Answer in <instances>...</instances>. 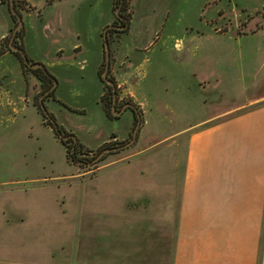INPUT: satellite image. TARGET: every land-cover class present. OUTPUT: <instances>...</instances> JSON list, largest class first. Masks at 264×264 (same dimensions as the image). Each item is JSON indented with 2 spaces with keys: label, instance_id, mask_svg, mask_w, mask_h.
I'll use <instances>...</instances> for the list:
<instances>
[{
  "label": "rangeland",
  "instance_id": "374dc122",
  "mask_svg": "<svg viewBox=\"0 0 264 264\" xmlns=\"http://www.w3.org/2000/svg\"><path fill=\"white\" fill-rule=\"evenodd\" d=\"M77 2L89 64L56 73L59 99L49 108L91 158L109 136L111 145L130 141L136 121L129 112L115 120L101 112L108 90L101 81L103 31L116 20L120 0ZM126 2L130 27L110 35L111 75L120 103L135 104L142 125L136 144L92 167L69 163L43 125L32 138L21 136L22 119L14 121L10 106L21 109V97L31 94L38 103L40 88L31 86V72L25 85L9 41L0 45V96L8 98L0 111V191L14 190L16 224L0 229V249H10L18 264H174L178 215L170 201L178 184L171 181L182 180L194 196L183 226L197 244L212 233L205 214L211 198L264 193V123L254 115L264 112V0ZM251 207L244 204L242 213ZM22 216L27 225L20 227ZM262 217L255 218L260 225Z\"/></svg>",
  "mask_w": 264,
  "mask_h": 264
},
{
  "label": "crops",
  "instance_id": "0c3cea01",
  "mask_svg": "<svg viewBox=\"0 0 264 264\" xmlns=\"http://www.w3.org/2000/svg\"><path fill=\"white\" fill-rule=\"evenodd\" d=\"M19 1L26 2L35 9H37V3L35 2H44L41 18H33L32 14L25 16L26 28L24 30L23 42L28 54L34 61L45 64L53 74H56L65 67L70 70H77L78 65L81 66L82 62L85 63V67L89 64V61L85 57L88 54L87 46L85 47L82 39L84 32L78 26L79 18L77 16V10L79 2L77 0H55L50 1L51 3L48 5L47 0ZM82 3L83 0H80V4ZM96 4L98 5L100 3L96 1ZM85 20L88 22L91 20L89 14ZM13 28L14 20L8 7L0 6V44L10 34ZM84 66H81V69ZM99 68L100 60L97 58L92 76L96 81H98ZM7 99V97L0 96V111L6 107L5 103H8ZM33 99L34 95L32 94L29 97L28 95L21 97L22 101L25 100L21 109L10 106V109L14 112V121L16 118L22 119L18 124L19 127H17L21 131V136L26 134L28 138H32L33 133L35 134L36 132L34 130H36V127L38 128V125H43L48 129L49 133H53V130L49 126L44 125L42 115L33 104ZM256 101L254 100L253 102ZM50 110L57 115L56 111L53 109ZM101 112L107 120L102 106ZM254 115H258V121L264 123L259 119V117L264 118V112H257ZM3 116L2 112H0V122L4 119L5 116ZM111 135H115V138L112 139L113 141H117L120 137L116 132L111 133ZM110 137L103 139L94 149H98L110 142ZM17 139L14 140V143L18 142ZM17 148V146H14V150ZM154 178V182L157 183V178ZM130 181L128 179L127 182L129 183ZM182 182V180L171 181V183L178 184V189L171 191L170 201L171 204H174L173 201L175 202L176 200L178 215L174 245V264H264V193L260 197L258 194L245 196L242 192L238 191L223 199L211 198L213 201H210L211 203L207 202L206 205L208 207L206 208L207 211L205 214L209 217V231L212 233H204L202 242L197 244L194 234L189 233V231L185 232L189 228L183 226L188 215V209L193 204L192 200L194 196L193 198L188 196L186 186L181 185ZM18 193L29 194L32 192L20 190ZM244 204L252 206V210L246 214L242 213ZM259 213L263 216L262 225L258 224V220L255 219ZM251 215L256 216L253 218L254 221L249 219ZM226 216L231 217L228 219ZM233 216L236 217L232 218ZM25 222L26 218L22 216L17 226L23 227L27 225ZM14 225H16L14 224V190L0 191V229L6 228L7 230H14ZM229 231L232 233L230 238H228L227 234ZM253 231H257V235H253ZM195 247H199L198 253L195 252ZM15 261L14 254L10 249H0V264L19 263Z\"/></svg>",
  "mask_w": 264,
  "mask_h": 264
},
{
  "label": "flooded vegetation",
  "instance_id": "af4514ba",
  "mask_svg": "<svg viewBox=\"0 0 264 264\" xmlns=\"http://www.w3.org/2000/svg\"><path fill=\"white\" fill-rule=\"evenodd\" d=\"M50 1H55V0H47V5L51 3ZM14 2H15L14 9L16 11V14L13 13L12 11L11 0H0V6L8 7V10L15 23V27L12 29L10 34L7 37H5L4 40H2L0 45L1 47H3L2 44L5 42V40L9 41L7 51L11 53L10 55H13L14 57H17L19 59L22 65V68L24 69L23 77L25 78L24 82L26 86H28L27 84L30 81V79H28L29 81L26 80L27 72L32 73L34 82L32 83L31 86H34V87L36 86L40 88L39 89V93H40L39 101L38 103H35L33 99V104L37 108L38 112L42 115L44 125L49 126L53 130L55 138L64 146L67 161L76 166L92 167L98 164L99 162H101L102 160H104L107 157V155L121 152L123 150H126L127 148H130L134 144H136L139 138L140 128L142 125V114L139 108L132 102L125 101V102L120 103L119 95L117 92V84L113 76L111 75L112 51H111L110 35L111 33H114V32H117V33L126 32L130 27V22H131L130 17L125 14V6L127 3L126 0H120V2L118 3L115 9L116 20L112 24L108 25L103 31L104 47H105V41H106L105 31L107 30L106 35H107V40L109 42L110 53H111L110 65H109V69L107 73V80L113 81L115 86L108 84L107 81L103 78V74L106 70V48H105V66L101 73V81L107 86L108 90H107V93L102 94L101 96L102 99H100V102L103 101L104 107L102 108L105 114L107 113L106 115H108L109 113L111 114L113 118L112 120L121 119L125 113L129 112V116L131 115L132 117H134L136 124H135L133 135L130 141H128L125 144H116V145L115 144L111 145L110 144L111 141H110L108 142V145L106 146L103 145L100 148H98L96 155L92 156L91 158H85V155L87 154H84V152L87 151L86 149H89V147H85V145H83V143L80 140H78L75 135H73L74 133L72 131L67 130L65 125L59 122L57 115H55L49 108L50 106L49 103L52 100L53 102L58 101V98L55 96L56 91L59 88L58 79H57L56 74H53L46 67L45 64L34 61L28 54L27 49L23 42V35L25 34L24 30L26 28L25 27L26 26L25 16L28 14H32V15L37 14L38 18H41L42 10L35 9L32 6L28 5L26 2H21L19 0H14ZM19 16L22 18V23H23L20 29H18V26H19L18 17ZM1 54L6 55L7 52L6 53L2 52ZM24 55L26 58L24 57ZM26 59L28 60V62L26 61ZM37 64H42L44 68L34 67ZM136 130H137V137L134 143L131 144L129 147L120 148V147L127 145L134 139V134ZM72 136H74L76 140ZM63 137H68V138L64 139ZM114 138L115 136L112 139ZM105 150H111V151L106 153L103 156V158L96 161L99 155ZM91 152L92 151H90V153ZM69 155L71 156L75 155L76 160L72 161L68 157Z\"/></svg>",
  "mask_w": 264,
  "mask_h": 264
},
{
  "label": "water",
  "instance_id": "95a60500",
  "mask_svg": "<svg viewBox=\"0 0 264 264\" xmlns=\"http://www.w3.org/2000/svg\"><path fill=\"white\" fill-rule=\"evenodd\" d=\"M14 5H15L14 0H11L12 11H13V13L16 14V11H15V9H14ZM18 18H19V26H18V29H20V28L22 27L23 23H22V18H21L20 16H19ZM107 29H109V28H107ZM106 31H107V30H106ZM106 31H105V40H106V41H105V48H106V70H105V72H104V74H103V78L107 81L108 84H110V85H112V86H115L113 81H108V80H107V73H108V69H109V65H110V57H111V53H110L109 42H108V40H107ZM24 57H25V55H24ZM25 58H26V57H25ZM26 61L28 62L27 59H26ZM34 67L44 68V66H43L42 64H37V65L34 66ZM72 137L76 140V138H75L74 136H72ZM136 137H137V130H136V132H135V134H134V139H133L130 143H128L127 145H125V146H123V147H120V148L129 147L131 144L134 143ZM63 138H64V139H67L68 137H63ZM110 151H111V150H105L104 152H102V153L99 155V157L96 159V161H98V160H100L101 158H103V156H104L106 153L110 152Z\"/></svg>",
  "mask_w": 264,
  "mask_h": 264
},
{
  "label": "trees",
  "instance_id": "16d2710c",
  "mask_svg": "<svg viewBox=\"0 0 264 264\" xmlns=\"http://www.w3.org/2000/svg\"><path fill=\"white\" fill-rule=\"evenodd\" d=\"M260 14L263 16V18H264V8H263V10H262V12H260ZM107 107V106H106ZM72 161H75L76 160V157H75V155H73V156H71V155H69L68 156Z\"/></svg>",
  "mask_w": 264,
  "mask_h": 264
}]
</instances>
